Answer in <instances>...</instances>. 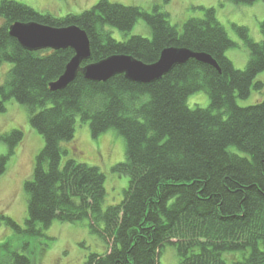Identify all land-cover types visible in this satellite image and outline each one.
Instances as JSON below:
<instances>
[{"label":"trees","instance_id":"obj_1","mask_svg":"<svg viewBox=\"0 0 264 264\" xmlns=\"http://www.w3.org/2000/svg\"><path fill=\"white\" fill-rule=\"evenodd\" d=\"M229 1L253 5L260 0ZM199 8L201 17L180 26L162 4L148 11L99 0L81 14L57 17L16 0L0 1V66L12 64L0 83V113L16 100L27 107L31 125L45 140L24 183L25 226L6 215L0 221L32 237L43 236L55 221H87L105 245L103 253L88 256L87 264H161L167 245L176 248L178 264H264V100L245 107L238 103L254 87H263L256 79L264 72V22L259 42L246 26L233 25L249 49L246 67L238 69L227 55L236 43L217 9ZM140 18L150 37L113 36L112 28L128 34ZM18 21L86 31L92 58L82 67L113 55L152 64L164 49L176 47L209 54L220 71L196 59L152 83L134 82L125 74L97 82L79 71L66 88L53 91L50 84L75 52L25 49L9 33ZM199 91L208 94V107L189 105L190 95ZM78 122L88 123L94 137L115 129L124 138L125 159L113 166L129 177L120 203L105 206V173L79 162L66 148ZM1 139L10 151L0 157V177L24 133L13 129ZM0 264L34 262L5 242Z\"/></svg>","mask_w":264,"mask_h":264},{"label":"rangeland","instance_id":"obj_2","mask_svg":"<svg viewBox=\"0 0 264 264\" xmlns=\"http://www.w3.org/2000/svg\"><path fill=\"white\" fill-rule=\"evenodd\" d=\"M1 1V0H0ZM43 13H51L57 17L68 14H81L91 9L99 0H16ZM125 5H138L152 11L155 5L162 4L163 10L170 14L173 24H182L192 17H201L204 10L200 6L217 9V17L226 27L229 36L236 43L228 49L227 55L238 69H244L249 60V49L239 36L233 25L246 26L253 40L261 41V23L264 22V1L253 5H236L229 0H111ZM4 20L0 17V26ZM112 34L119 40L132 35L150 37L151 30L145 20L140 18L128 34L112 28ZM10 62L0 66V83H3ZM256 81L263 87L252 89L246 99H239V105L245 107L264 100V72ZM188 103L191 107H208L210 99L206 92L199 91L190 95ZM20 128L24 139L9 156L7 169L0 177V215H6L17 221L22 227L27 218V194L24 183L34 172L35 160L44 147V137L30 123L26 106L16 100L7 102V109L0 113V157L10 151L7 142L1 135ZM66 148L75 152L79 162L100 167L106 175L105 187L107 198L105 206L115 205L123 200L124 192L129 185V177L113 171V166L125 159L126 143L115 129H110L98 137H94L88 123L78 122L74 139L66 143ZM74 156V154H72ZM10 242L14 250L24 251L34 264H87L91 253H103L104 242L97 233H92L87 221L80 223H62L55 221L44 230L43 236H28L17 233L11 226L0 221V243ZM27 246V249H23ZM161 264H178L179 256L176 248L167 245L160 256ZM228 264H231L228 263Z\"/></svg>","mask_w":264,"mask_h":264},{"label":"water","instance_id":"obj_3","mask_svg":"<svg viewBox=\"0 0 264 264\" xmlns=\"http://www.w3.org/2000/svg\"><path fill=\"white\" fill-rule=\"evenodd\" d=\"M9 29L10 35L29 51L68 48L74 50L75 55L67 64L64 73L50 84L53 91L66 88L75 80L79 71H82L87 79L97 82H105L118 74H125L128 79L138 83L159 80L175 66L182 65L190 59L209 64L220 71L218 63L209 54L176 47L164 49L159 60L152 64L128 55H113L82 67L83 62L92 58V53L88 35L79 26L53 27L38 22L18 21Z\"/></svg>","mask_w":264,"mask_h":264}]
</instances>
